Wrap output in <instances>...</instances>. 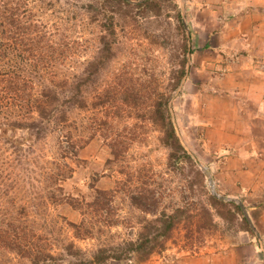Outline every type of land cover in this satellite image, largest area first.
I'll list each match as a JSON object with an SVG mask.
<instances>
[{"label":"rangeland","instance_id":"obj_1","mask_svg":"<svg viewBox=\"0 0 264 264\" xmlns=\"http://www.w3.org/2000/svg\"><path fill=\"white\" fill-rule=\"evenodd\" d=\"M130 1L0 0L1 74L29 83L25 95L52 79L67 80L70 90L80 75L85 100L82 107L68 104L66 124L47 131L28 155L17 158L0 141V205L23 204V221L40 230L45 245L58 254L72 241L89 257L97 246L135 239L145 220L176 209L180 220L145 259L175 257L183 250L207 254L208 264L221 256H229L230 264H264L262 229L250 208L255 194L234 185L237 165L228 168L238 139L228 122L247 119L257 101H244L240 86H228L245 63L240 34L233 36L231 0ZM250 8L262 12L264 5ZM105 10L113 15V56L89 79L84 67L108 34ZM242 10L243 5L238 13ZM23 20L42 27L19 29ZM260 63L256 69H264ZM161 93L169 95L176 131L193 161L169 159L162 128L152 118ZM22 109L0 112V119L28 117ZM57 162L67 163L66 174H57ZM213 190L243 204L253 233L229 200L211 202ZM132 196L152 210L139 208ZM25 260L0 247V264ZM142 260L132 255L104 264Z\"/></svg>","mask_w":264,"mask_h":264},{"label":"trees","instance_id":"obj_2","mask_svg":"<svg viewBox=\"0 0 264 264\" xmlns=\"http://www.w3.org/2000/svg\"><path fill=\"white\" fill-rule=\"evenodd\" d=\"M106 1L133 4L130 0ZM149 2L150 0H142L134 4L144 5ZM105 17L106 21H108L106 27L108 34L100 37L101 45L98 48L97 54L84 67V71L89 79L113 56L111 45V37L114 36L113 15L107 13L105 10ZM1 18L3 17H0V29H3V21ZM9 20L13 24L15 22L14 16H10ZM179 21L183 26L181 15L179 16ZM40 27L42 26H39L36 21H19V29H41ZM185 43L186 35L184 36ZM33 67L38 70L37 65H33ZM183 73L184 63L182 64L180 77ZM80 77V75H76V81L73 82V88L70 90L66 89L69 82L65 79L41 81L38 83L39 88L36 92H30L26 94V97L25 90L27 89L25 87L29 83L25 80H20L16 75H3L0 72V112L11 109L24 110L22 108H25L28 114L26 118L6 116L0 119V141L8 146L15 157L21 158L24 155H28L34 144L47 131L53 127H60L66 124L68 120L66 106L68 104L79 107L85 106V100L81 96L82 82L81 79L79 80ZM179 81L180 78H178L176 85ZM30 83V87L33 88L35 83L33 81ZM160 95V100H155L153 103L152 118L154 121L159 122L162 128V142L170 150L169 159L175 161L188 159L193 161L176 131V126L168 107L169 95H165L164 93ZM61 157L64 160L66 155L61 153ZM3 161L4 159H0V172L4 170ZM57 163V174L61 176L66 174L63 168L67 170V163ZM131 198L132 202L142 210H152V207L142 198L133 196ZM209 199L211 202L218 201L220 203H226L213 194L209 195ZM230 203L234 204L236 209L242 214L243 220L248 225V230L253 233L241 207L233 201H230ZM25 210L26 207L23 204L10 209H4L0 205V217H3V219H0V247L14 251L19 256L27 259L12 264H104L109 260L121 261L128 259L132 255L142 260L147 258L157 247L163 245L164 239L171 233L180 220V210L175 209L172 213L162 211L159 216L145 220L135 239L123 240L116 245L97 246L91 252L90 256L87 257L81 249L75 247L72 241L63 245L64 253L58 254L52 252L43 242V233L37 230L32 224L23 221L26 213ZM68 223L73 228L83 225V222L79 224L73 222Z\"/></svg>","mask_w":264,"mask_h":264},{"label":"crops","instance_id":"obj_3","mask_svg":"<svg viewBox=\"0 0 264 264\" xmlns=\"http://www.w3.org/2000/svg\"><path fill=\"white\" fill-rule=\"evenodd\" d=\"M239 3L243 5L240 13L239 6L242 5ZM229 4L228 13L236 23L233 36L241 35L238 37L243 42L241 48L244 50L242 54L245 63L239 69V76L234 74L237 80L234 79L232 83L231 79H228V86L231 88L240 86L239 93L244 101H249L250 98H256L257 101L254 102V112H250L251 115L247 114V119L228 122V130L238 132L236 151L228 158L230 162L228 168L231 171L233 165H237V176L234 175L237 179L234 185L240 184L237 187H240L244 194H255L250 202V208L262 229L260 233L264 240V69L255 68L258 61L264 64V10L255 12L250 8V5H264V0H231ZM244 108L248 112V106L245 105ZM175 254V257L170 256L171 258L164 255L152 256L136 264H208V256L204 253L187 254L179 250ZM230 263L229 256H221L211 264Z\"/></svg>","mask_w":264,"mask_h":264},{"label":"water","instance_id":"obj_4","mask_svg":"<svg viewBox=\"0 0 264 264\" xmlns=\"http://www.w3.org/2000/svg\"><path fill=\"white\" fill-rule=\"evenodd\" d=\"M139 1H142V0H137V1H134V2H139ZM184 24H185V23H184ZM187 40H189V33H188V31H187ZM212 193H213V195H215L216 197H218V198H220V199H223V200H229V201H232V200L236 201V202L239 204V206L241 207V209H242V211H243L245 217L247 218V221H248V223L250 224V227L252 228L253 231H255V228H254V226H253L251 220L249 219V217H248V215H247L246 209H245V207L243 206V204H241V202L235 200V199L232 198V197H228V196H225V195H221V194L217 193L215 190H213ZM255 234H256L257 237H259V234H258L257 232H255Z\"/></svg>","mask_w":264,"mask_h":264}]
</instances>
